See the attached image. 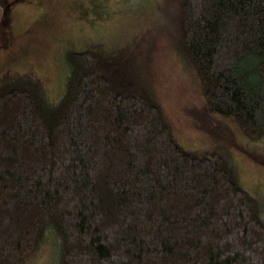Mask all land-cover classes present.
<instances>
[{
	"label": "trees",
	"instance_id": "1",
	"mask_svg": "<svg viewBox=\"0 0 264 264\" xmlns=\"http://www.w3.org/2000/svg\"><path fill=\"white\" fill-rule=\"evenodd\" d=\"M178 35L201 151L126 56L68 49L55 97L2 72L0 264L44 247L50 264H264V196L233 155L234 129L264 138V0H179Z\"/></svg>",
	"mask_w": 264,
	"mask_h": 264
},
{
	"label": "rangeland",
	"instance_id": "2",
	"mask_svg": "<svg viewBox=\"0 0 264 264\" xmlns=\"http://www.w3.org/2000/svg\"><path fill=\"white\" fill-rule=\"evenodd\" d=\"M178 33L179 0H0V75L31 72L55 97L68 49L126 56L134 78L154 91L180 144L201 151L208 138L189 112L202 95L177 53ZM234 130L240 181L264 196V138L247 140ZM50 262L44 247L35 264Z\"/></svg>",
	"mask_w": 264,
	"mask_h": 264
}]
</instances>
